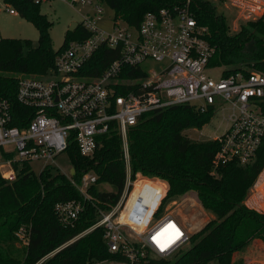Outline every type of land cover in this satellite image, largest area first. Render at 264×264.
<instances>
[{"label": "built area", "instance_id": "1", "mask_svg": "<svg viewBox=\"0 0 264 264\" xmlns=\"http://www.w3.org/2000/svg\"><path fill=\"white\" fill-rule=\"evenodd\" d=\"M32 1L41 4L48 0ZM65 1L74 8H86L78 22L85 36L69 41L58 51L51 74L22 79L15 101L0 99V177L14 181L16 165L22 163H29L37 173L47 166L56 168V158L68 154L73 146L82 156H92L98 148V137L116 123L126 162L125 190L120 201L97 223L70 242L102 226L113 257L102 264L172 260L190 246L192 234L186 222L170 211L159 216L165 186L160 185V197L145 186L139 188L146 181L138 178L140 173L133 177L128 128L143 114L172 105L187 104L201 112L213 110L214 115L220 112L226 126L214 138L219 144L215 164H245L255 157L264 139V72L251 69L229 75L221 72L218 77L210 74L219 68L210 66L216 48L208 39L209 28L199 23L191 9L196 0L148 12L138 27L114 17L110 31L101 28L106 20L103 2ZM208 1L235 7L236 20L229 22L231 33L240 31L249 21L264 19V0ZM2 9L18 14L7 0H0ZM2 38L0 31V41ZM102 47L117 50L118 57L98 76L85 73V67ZM152 63L159 65L155 68ZM126 67H140L146 75L122 77ZM34 163L39 166L34 167ZM66 175L85 198H91L89 188L98 179L93 170L80 179ZM155 181L150 183L161 184V180ZM249 190L246 205L262 206L264 168ZM84 209L81 200L55 205L60 221L72 227L77 226ZM31 234L30 226L21 225L15 234L17 243L28 248ZM51 254L54 252L35 264H43Z\"/></svg>", "mask_w": 264, "mask_h": 264}, {"label": "trees", "instance_id": "2", "mask_svg": "<svg viewBox=\"0 0 264 264\" xmlns=\"http://www.w3.org/2000/svg\"><path fill=\"white\" fill-rule=\"evenodd\" d=\"M7 1L39 32L38 42L27 38L0 41V99L15 101L22 79L51 74L58 51L85 34L80 26L73 32L68 30L64 43L56 50L50 33L53 22L41 12V4L32 0ZM100 1L114 11L115 18L138 27L148 12L185 0ZM191 9L199 23L209 28L208 39L216 48L210 66L222 68L225 75L251 69L264 72L263 18L249 21L240 31L231 33L229 21L215 3L196 0ZM117 57V50L102 47L84 72L98 76ZM144 75L140 67H126L122 77ZM213 117V110L201 112L187 104L172 105L143 114L137 124L128 128L133 177L140 173L166 180L167 197L194 192L202 206L214 215L194 236L189 248L172 260L152 259L148 264H233L236 254L248 247L255 246L264 253V211L258 212L245 203L250 187L264 168V139L249 162L216 165L218 142L194 141L185 133ZM68 154L74 163L75 178L80 179L90 170L98 176L97 183L89 188L90 199L80 193L65 173L52 166L37 173L29 163H22L16 165L14 181L0 177V264L21 263L20 254L25 252L23 264H35L53 252L43 264H97L113 258L102 226L70 241L98 222V208L104 205L111 208L123 195L127 172L119 126L113 124L98 137V148L92 156H82L76 146ZM102 183L114 186L116 191L99 190L96 186ZM145 186L144 189L156 193L157 197L163 192L155 183ZM69 200H81L85 205L75 227L61 222L55 211L57 202ZM21 225L30 226L32 234L29 247L20 251L15 234Z\"/></svg>", "mask_w": 264, "mask_h": 264}, {"label": "rangeland", "instance_id": "3", "mask_svg": "<svg viewBox=\"0 0 264 264\" xmlns=\"http://www.w3.org/2000/svg\"><path fill=\"white\" fill-rule=\"evenodd\" d=\"M219 4L220 2H215L218 11L225 14L229 22L235 21V7L231 4L228 7ZM4 5L5 4L3 2V6ZM40 9L41 12L46 14L48 18L53 22V27L51 28L50 33L53 41V47L57 50L64 43L66 34L72 23L82 21L83 11L86 8L82 6L74 8L70 6L65 0H48L41 3ZM105 18L106 20L101 25V28L106 31H110L112 26L110 24V21L114 18V11L107 4H105ZM0 31L4 38H27L33 40L34 42H38L39 39L38 29L32 22L23 18L19 14H11L4 9L0 11ZM152 65L157 68L159 64L152 63ZM221 72L222 68L219 67L218 69L213 70L210 74L213 77H218ZM225 126L226 122L223 120V115L222 113L218 112L214 115L213 118H211L201 127L190 128L186 130L185 133L194 141L204 142L212 139L214 140L215 135L221 134L224 131ZM56 163L58 165L56 166L55 170L60 169L66 174L74 173V163L68 154L62 153L61 155H59L56 158ZM38 166V163H34V167ZM138 178L144 179L146 181L144 184H141L139 188H142L145 185L149 184L152 180L155 181V179L157 181L161 180V184H159V186L162 185V187L165 186L166 188H168V183L164 179L147 175L138 176ZM96 187L101 191H116L114 186L105 183L98 184ZM163 194H166V196L164 202L161 204L159 216L162 215L161 213L170 211L172 214L178 216L181 220L186 222L192 234V241L190 244L191 246L192 242L194 241V236L202 230L207 222L214 218V215L202 206L194 192H187L180 196L173 197H167V192L165 191ZM247 202L248 199L245 201V203L247 204ZM249 206V208L254 209L258 212L264 211V203L262 206H260L259 204H249ZM98 209L99 215L97 216V219H100L102 214L110 209V206L104 205ZM16 246L20 251L23 250V247L18 243H16ZM26 255V252L25 254H20L21 263L25 261L27 257ZM52 256L53 254L49 255L46 260H49ZM97 264L102 263L98 262ZM209 264L217 263L211 262ZM233 264H264V253H261L260 250H258L255 246H253L252 248L248 247L244 251L236 254Z\"/></svg>", "mask_w": 264, "mask_h": 264}, {"label": "water", "instance_id": "4", "mask_svg": "<svg viewBox=\"0 0 264 264\" xmlns=\"http://www.w3.org/2000/svg\"><path fill=\"white\" fill-rule=\"evenodd\" d=\"M78 22H73L72 25L69 28V31L73 32L78 27Z\"/></svg>", "mask_w": 264, "mask_h": 264}]
</instances>
